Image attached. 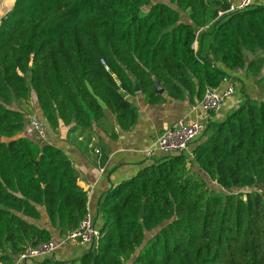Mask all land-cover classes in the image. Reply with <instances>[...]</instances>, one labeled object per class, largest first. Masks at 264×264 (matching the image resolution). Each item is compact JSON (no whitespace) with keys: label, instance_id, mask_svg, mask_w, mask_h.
Here are the masks:
<instances>
[{"label":"trees","instance_id":"16d2710c","mask_svg":"<svg viewBox=\"0 0 264 264\" xmlns=\"http://www.w3.org/2000/svg\"><path fill=\"white\" fill-rule=\"evenodd\" d=\"M225 2L14 0L0 21V264L55 239L28 220H40V207L59 238L88 212L68 156L21 134L29 118L15 101L33 96L46 130H88L107 112L129 130L133 81L148 104L193 103L236 69L263 95L209 123L188 152L155 159L104 193L97 246L78 264H264V4L217 17ZM252 187L254 196L224 192Z\"/></svg>","mask_w":264,"mask_h":264},{"label":"crops","instance_id":"0c3cea01","mask_svg":"<svg viewBox=\"0 0 264 264\" xmlns=\"http://www.w3.org/2000/svg\"><path fill=\"white\" fill-rule=\"evenodd\" d=\"M239 1L226 0L222 9H226L230 2L238 4ZM252 4L263 5L264 0H254ZM196 45L195 42L194 48ZM232 76L235 92L225 99L216 111L204 112L198 105V99L191 103L187 98L173 100L166 97L164 102L148 104L137 91L130 98L137 106L138 116L129 130H121L115 123L113 115L108 112L88 130L62 125L47 130V141L63 150L75 168L78 175L77 183L87 193V209L98 225L100 224L98 205L104 193L135 175L139 169L153 160L165 155L161 152H155L152 156L144 154V150L156 148V140L164 130L181 119L186 122L202 121L206 127L209 123L224 120L243 102L245 96L263 95V91L251 75L241 71V73L233 72ZM225 82L226 80L219 88H223ZM162 95L166 96L165 89ZM30 102L34 109L33 114H37L35 101ZM18 109L26 113L27 119L31 116V108L25 106ZM21 134L37 138L28 123ZM39 210L41 215L39 221L28 220L52 230L54 238L58 241L60 239L58 231L51 226L44 208L40 207ZM88 248L89 246L70 242L66 245H58L50 256L66 261V264H78L79 258Z\"/></svg>","mask_w":264,"mask_h":264},{"label":"built area","instance_id":"2783aa9c","mask_svg":"<svg viewBox=\"0 0 264 264\" xmlns=\"http://www.w3.org/2000/svg\"><path fill=\"white\" fill-rule=\"evenodd\" d=\"M254 0H240L238 4L230 2L226 9H218L217 17H221L229 12L244 9ZM103 62V61H102ZM241 69L234 72L241 73ZM235 85L233 76L226 79L223 88H206L202 98L199 100V107L206 113L216 111L229 96L234 94ZM30 127L35 131L38 137L47 141V130L37 114H33L29 121ZM205 124L202 121L194 120L186 122L178 120L172 127L164 130L156 140V148L144 150L146 156H152L155 152L163 154L188 152L192 143L203 133ZM100 237L99 230L94 226L93 218L89 211L79 222L78 226L68 233L65 238L58 241L50 239L47 242L37 245H27L23 252L19 253L11 264H22L24 260L41 258L52 254L58 245H66L70 242H76L83 246L96 247Z\"/></svg>","mask_w":264,"mask_h":264},{"label":"rangeland","instance_id":"374dc122","mask_svg":"<svg viewBox=\"0 0 264 264\" xmlns=\"http://www.w3.org/2000/svg\"><path fill=\"white\" fill-rule=\"evenodd\" d=\"M151 1L154 2V1H163V0H151ZM13 5H14V0H0V21L12 9ZM33 99H34V97L32 96L30 100L34 101ZM12 106L15 108H25V106H26L27 108H31V110H32L31 116L34 113V109H33L31 102L24 104L23 102L15 101L12 104ZM31 116L28 119L29 121L31 119ZM209 185H210V183H209ZM257 191H259L258 187L224 190V192H226V193H239V192L248 193L249 192V193H251V196H254L255 192H257Z\"/></svg>","mask_w":264,"mask_h":264},{"label":"water","instance_id":"95a60500","mask_svg":"<svg viewBox=\"0 0 264 264\" xmlns=\"http://www.w3.org/2000/svg\"><path fill=\"white\" fill-rule=\"evenodd\" d=\"M130 78L133 79V77H131V76H130ZM153 80H154L155 92L162 94L164 91L163 87L161 86V84L159 83V81L156 78H154ZM133 84L135 87V91H139V86L137 85V83L135 81H133ZM143 215H144V210L142 209L141 216H143Z\"/></svg>","mask_w":264,"mask_h":264}]
</instances>
